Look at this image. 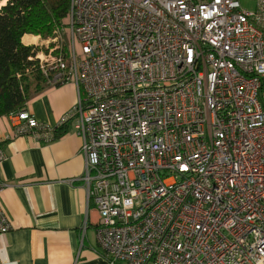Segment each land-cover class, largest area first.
Listing matches in <instances>:
<instances>
[{
    "label": "built area",
    "instance_id": "obj_1",
    "mask_svg": "<svg viewBox=\"0 0 264 264\" xmlns=\"http://www.w3.org/2000/svg\"><path fill=\"white\" fill-rule=\"evenodd\" d=\"M253 1L71 0L68 27L47 41L66 32L67 48L31 58L48 84L77 88L63 122L82 140L77 180L110 264H264V0ZM7 118L15 136H55L27 110ZM6 186L0 234L12 230Z\"/></svg>",
    "mask_w": 264,
    "mask_h": 264
},
{
    "label": "crops",
    "instance_id": "obj_2",
    "mask_svg": "<svg viewBox=\"0 0 264 264\" xmlns=\"http://www.w3.org/2000/svg\"><path fill=\"white\" fill-rule=\"evenodd\" d=\"M39 40L25 35L22 41L35 46ZM78 98L72 83H47L27 104L39 123L54 129L50 142L15 136L11 119H0V181L7 185L1 205L12 226L0 234V264H110L96 237L100 213L77 180L85 169L82 140L73 121L63 122Z\"/></svg>",
    "mask_w": 264,
    "mask_h": 264
},
{
    "label": "trees",
    "instance_id": "obj_3",
    "mask_svg": "<svg viewBox=\"0 0 264 264\" xmlns=\"http://www.w3.org/2000/svg\"><path fill=\"white\" fill-rule=\"evenodd\" d=\"M3 0H0V4ZM71 0H9L0 8V119L27 109L47 84L25 35L49 40L69 24Z\"/></svg>",
    "mask_w": 264,
    "mask_h": 264
},
{
    "label": "rangeland",
    "instance_id": "obj_4",
    "mask_svg": "<svg viewBox=\"0 0 264 264\" xmlns=\"http://www.w3.org/2000/svg\"><path fill=\"white\" fill-rule=\"evenodd\" d=\"M240 1H241V4H242V7H243L244 9H246V10H249V11H255L256 8H257V4H256V2L253 1V0H240ZM0 7H3V6H2V3L0 4ZM68 38H69V35H68L66 32H64V34H61L58 43H55V44H54V43H48V42H47L48 40H45V41H44V40H42V39L40 38L38 44L35 45V46H36V47L38 46L39 49H40L41 47H42L43 49H45L47 46L52 47V45H53V46H55V45H59V46H61L63 49H66L67 46H68ZM39 49H37V50H39Z\"/></svg>",
    "mask_w": 264,
    "mask_h": 264
},
{
    "label": "bare ground",
    "instance_id": "obj_5",
    "mask_svg": "<svg viewBox=\"0 0 264 264\" xmlns=\"http://www.w3.org/2000/svg\"><path fill=\"white\" fill-rule=\"evenodd\" d=\"M8 1H9V0H3V1H2V6H5V5L7 4ZM28 39H31V40H33V41L36 40V38H34V37H26V38L24 39V41H27Z\"/></svg>",
    "mask_w": 264,
    "mask_h": 264
}]
</instances>
